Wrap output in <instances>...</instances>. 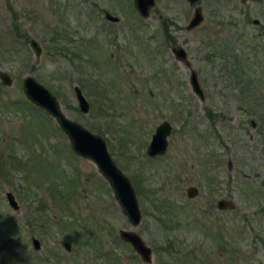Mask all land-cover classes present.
<instances>
[{
	"label": "rangeland",
	"instance_id": "374dc122",
	"mask_svg": "<svg viewBox=\"0 0 264 264\" xmlns=\"http://www.w3.org/2000/svg\"><path fill=\"white\" fill-rule=\"evenodd\" d=\"M195 3L204 19L186 30ZM167 35L185 48L203 101ZM30 37L41 46L37 63ZM0 70L12 78L0 82V264H264V0H154L145 18L131 0H0ZM25 74L104 137L135 189L137 225L94 164L25 98ZM164 119L166 149L150 156L146 145ZM220 197L235 208L217 210ZM119 228L140 234L151 262Z\"/></svg>",
	"mask_w": 264,
	"mask_h": 264
},
{
	"label": "water",
	"instance_id": "95a60500",
	"mask_svg": "<svg viewBox=\"0 0 264 264\" xmlns=\"http://www.w3.org/2000/svg\"><path fill=\"white\" fill-rule=\"evenodd\" d=\"M189 1L193 2L194 0ZM132 2L138 14L144 18L148 17L154 4V0H132ZM106 16L112 19L116 18L109 13H106ZM203 16L201 5L195 3L192 7V14L188 18L184 28L190 30L198 26ZM28 45L32 51L33 60L37 63L41 53L40 43L35 38L30 37L28 38ZM170 50L174 58L186 67L187 83L190 90L200 101H203L204 92L200 86L197 71L192 67L185 48L180 43L175 42L170 47ZM0 82L4 85H10L12 78L6 71L0 70ZM21 90L28 101L54 119L57 126L66 136L73 153L90 160L94 164L97 172L108 184L114 200L120 211L125 215L127 221L131 226L137 225L140 220V208L135 189L129 177L120 169L108 151L104 137L99 133L89 130L79 121L67 116L61 109L58 98L47 87L37 81L33 74H25L22 77ZM73 91L80 111L86 112L89 103L81 88L77 84H74ZM253 124L251 122L250 126H253ZM170 130L171 124L165 119L155 126L145 149L148 155L154 156L164 153L167 145L166 136L170 133ZM229 167H231V161L227 157L226 169L228 170ZM196 193V186L189 185L186 187L187 196H193ZM5 196L8 204L12 208L18 207L10 191H7ZM215 207L217 210H230L231 208H235V204L230 198L220 197L216 200ZM118 235L122 240L127 241L131 245L143 262H151V247L142 239L138 232L133 229L119 228ZM30 240L33 248L37 249L40 246L39 240L35 236H31ZM63 246L64 249L68 250L70 243L64 241Z\"/></svg>",
	"mask_w": 264,
	"mask_h": 264
},
{
	"label": "flooded vegetation",
	"instance_id": "af4514ba",
	"mask_svg": "<svg viewBox=\"0 0 264 264\" xmlns=\"http://www.w3.org/2000/svg\"><path fill=\"white\" fill-rule=\"evenodd\" d=\"M131 3H132V6H133V8H134V10L137 12V10H136V8L134 7V5H133V2H132V0H131ZM194 5V4H193ZM193 5H192V7H193ZM103 13H104V17L105 18H107L109 21H112V22H115V21H118V19H119V17L118 16H116V15H114V14H112V13H110L109 11H107V10H104L103 11ZM106 13H109L110 15H112V16H115L116 18L115 19H112V18H110V17H107L106 16ZM137 14H138V12H137ZM139 15V14H138ZM140 16V15H139ZM141 17V16H140ZM142 18H144V17H142ZM203 19H204V16H203ZM203 19H202V21H203ZM201 21V22H202ZM197 27V26H196ZM168 33V32H167ZM168 36V35H167ZM170 36V35H169ZM165 41H167V43L170 41V40H168V38H166L165 39ZM176 41H174L170 46H169V51L171 52V50H170V47L175 43ZM150 53H152V52H150ZM171 54H172V52H171ZM172 57L174 58V55L172 54ZM150 59H152V57H151V55H150ZM175 59V58H174ZM176 60V59H175ZM177 61V60H176ZM178 62V61H177ZM180 63V62H179ZM197 76H198V73H197Z\"/></svg>",
	"mask_w": 264,
	"mask_h": 264
},
{
	"label": "trees",
	"instance_id": "16d2710c",
	"mask_svg": "<svg viewBox=\"0 0 264 264\" xmlns=\"http://www.w3.org/2000/svg\"><path fill=\"white\" fill-rule=\"evenodd\" d=\"M14 29H16V26H15V25H14ZM16 32H17V31H16ZM164 37H165V36H164ZM165 38H168V40H170L169 43L173 42V39L171 40L172 37H168V36H167V37H165ZM212 46H215V45L212 44V45H211V48H212ZM219 49H220V48H219ZM10 50H11V49H10ZM218 51H219V53H220V50H218ZM210 53H211V52H210ZM210 53H209V54H206V56H207V57H211V55H212L213 52H212L211 54H210ZM237 62H238V61H237L236 58L234 57V61H233V63H231V66H232V67L235 66L234 64L239 65V64H237ZM237 68H238V67H237ZM206 114L209 115V116L211 115V114L208 112V110L206 111ZM257 116H258V115H257ZM209 118H210V117H209ZM260 118H262V117H261V116H258V117H257V121H259ZM211 119H212V118H210V120H211ZM258 125H259V124H258ZM170 252L173 253L172 250H170Z\"/></svg>",
	"mask_w": 264,
	"mask_h": 264
}]
</instances>
